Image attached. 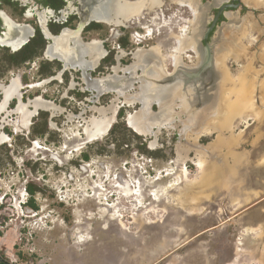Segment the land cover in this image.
Listing matches in <instances>:
<instances>
[{
	"label": "rangeland",
	"instance_id": "obj_1",
	"mask_svg": "<svg viewBox=\"0 0 264 264\" xmlns=\"http://www.w3.org/2000/svg\"><path fill=\"white\" fill-rule=\"evenodd\" d=\"M206 1L198 0L205 17L192 25V11L178 0H162L161 5L145 0L142 23L154 25L156 19L162 21V25L156 24L157 29L155 25L151 26L154 31H145L144 39L138 41L135 37L136 31L141 29L138 22L135 19L125 22L126 27L122 30L124 62L129 65L139 47L149 49L161 45L162 54L167 56L165 62L170 65L169 55L175 52L178 43L176 35H188L191 27L190 36L196 41L192 35L195 25L198 27L213 14V7L208 10ZM241 1L237 19H231L213 38L216 57L218 47L225 44L222 42L225 34L228 39L233 38L228 42L231 52L225 61L232 81L213 80L209 83L212 90H208L211 94L218 91L220 97L224 95L230 99L226 109L231 116L221 113L219 105V111L214 113L220 121L230 117L225 127L216 125L213 133L202 135L196 141L190 126L197 129L213 113L197 95L189 96L192 103L187 106L188 98L182 91L175 98L167 99L166 110L162 111L164 116H173L174 127L163 128L157 138L139 135L127 127L125 118L139 110L138 103L122 106L109 134L85 143L75 151L71 147L86 138V125L79 117L70 122L65 131L70 136L80 133L81 139L79 142L74 140L67 150L63 149L66 142L61 135L50 132L47 127L49 112L41 111L34 117L29 132L23 130L13 134V127L8 126L6 132L12 140L0 146V191L4 194L13 184H16L15 188L20 186L24 180L22 173L27 171L33 180L35 200L30 202L31 208L25 213L36 214V217L27 218L26 227H23L22 215L20 218L15 210L0 208V256L4 260L0 264H264V5L259 4V0ZM110 30L104 24L91 38L105 40V48L109 50L117 40L115 33L110 36ZM189 50L182 54L184 61L194 54ZM239 50L245 52L239 54ZM113 52V56L116 55L117 52ZM11 53L0 48L2 83L9 85L12 78L18 76L24 83L41 80V60L36 59L31 68L26 64L11 67ZM49 68L55 69L54 65H47ZM71 80L67 73L65 84L49 87V90H44V86L30 89L24 85L21 89L23 99L32 100L46 91L45 98L81 115L77 111L84 105L85 95H80L78 89L69 90V97L64 95ZM75 81L81 82L77 77ZM140 85L136 84L134 93L140 90ZM240 88L247 92L243 94ZM252 90H255L251 97L256 101L257 113L248 109V105L244 108L249 104ZM72 92L75 93L72 95ZM242 95L247 100L242 107L244 112L235 113L233 101ZM114 98V93L105 95L91 107L109 106ZM2 100L3 95H0V103ZM122 101L123 98L121 105ZM16 104L17 99L10 103V109ZM171 106L175 110L173 113ZM97 113L95 115L99 117ZM92 115L93 111L87 112L88 117ZM17 116L11 114L9 118L16 119ZM231 124L232 129L229 128ZM36 139L53 152L34 150L37 142L32 141ZM154 139L156 144L152 149ZM137 150L139 152L135 154ZM199 152L205 155L203 172L196 163ZM54 154L68 165L60 168ZM86 154L91 163V171L87 174L76 168L85 163ZM100 163L112 173L118 171L124 179H130L131 187L139 188L144 199L143 195L142 200H138L136 194L119 190L123 185H115L113 174L104 178L102 173L105 171ZM142 163L151 175H142V169L139 170ZM185 168L190 180H199L201 185L182 183V179L176 183ZM174 183L173 190L169 188L170 192L166 193L165 186ZM98 184H105L107 191L100 193ZM92 190L99 192L98 196H92ZM190 208L199 211L192 213ZM81 236L86 240L81 241Z\"/></svg>",
	"mask_w": 264,
	"mask_h": 264
},
{
	"label": "flooded vegetation",
	"instance_id": "obj_2",
	"mask_svg": "<svg viewBox=\"0 0 264 264\" xmlns=\"http://www.w3.org/2000/svg\"><path fill=\"white\" fill-rule=\"evenodd\" d=\"M99 1L100 0H0V48H6L7 50H10L12 52L9 55L12 60L11 67L21 66L23 64L24 65L26 64L28 68H31L34 67L36 63V59L41 60V63H39V75L41 76V80L24 83L22 78L18 76L12 78L9 85L4 84L1 81L0 83H2L6 87H9L13 81L19 79V82L22 83L23 86L25 85L26 88L42 89V87L44 86V90H49V87L65 84V78L67 79V73H69L72 78L70 82L71 86H68V90L64 95L69 97V93H70L69 90H76V89L79 90L78 93L80 95L81 94L85 95L84 96L85 99L82 100L84 105L79 106L78 108L79 110L77 111V113L81 115H77L73 109L68 110L60 105H57L55 101L52 102L50 99L47 98H45L46 101L52 102L53 103L52 105H49L47 103L45 104V102L44 104H42L41 102H37V100L35 99L39 95L32 100L29 99L28 101H25L23 99L24 95L21 92L23 86L19 90L17 89L9 90L8 93L3 91L4 89L0 87V95H3V100L0 103V117L4 113L6 114L2 119H0V134L4 136H8L10 138L9 133L6 132L8 126L13 127V134L23 130L29 132L33 123V118L39 115L41 111L49 112L51 113V116L50 119L48 120L47 127L49 128L50 132L51 131L56 132L57 134L61 135V138L64 139L63 141L66 142L64 143L65 145L63 146L64 150L70 149L69 145L73 144L75 142L74 140H77V142H79L81 136L78 135L76 136L77 133H74L72 136H70L68 132L65 131L68 127V124L70 122H73L76 117H79L83 120V122H85V125L87 126L88 123L91 121V119L94 118V116L97 117L95 115V112H98L100 117V112L95 109L98 106L95 107H91V106L93 102L96 101L97 99H101L103 96L111 93L115 94V98L111 101L110 105L116 103V101L117 103H120L121 98H123L124 102L122 101L123 104L119 107L120 110L122 106L124 107L125 104H128L126 103L125 97L135 98L136 99L135 102H132L131 104L128 105H133L134 103L140 104L139 110L145 113L146 117L151 118V122L153 121L152 113H159L162 112L163 110H166L165 105L167 99L175 98L174 97L175 95L181 94L179 91H182V93H184L183 95L187 96L188 100H186L187 101L186 105L191 106L192 103L191 97L199 93L198 92L199 89L197 88L198 86L200 87V91L206 90L205 93L209 95L207 96L202 93L201 96L199 97L202 100L201 103L204 102L206 107L208 105V109L212 113L213 111H216L215 108L216 105L218 104L217 99H219L218 97L219 93L218 91H216L213 92L214 94H211V92L208 91V90H212L211 87H209V83L210 82L213 83V80L214 81L217 79L220 80V78H222V72L220 71V69L217 68L215 61L213 62L212 67L210 66L209 69L207 67V69H204L200 74H198L199 72L197 70L199 69V64L201 61L200 47H204L206 43H209L211 46H213L215 50V40L213 39L215 33L216 32L219 33L220 30H224V28L227 26V23L231 19L233 18L237 19L239 15L240 4L242 2L241 0L206 1L207 3H213L212 5L214 9L213 14L211 15V17L208 16V18L203 20V23L200 21L201 23L198 24V27L195 25V29L193 30L192 35L195 36L196 41L190 36V32L192 30L191 27L189 28V32H188V36L191 37L190 41L194 42L198 46L200 53L190 50L194 53L193 56L191 58H188L186 61H184L181 57V60L179 59L180 62H178L177 64L173 56L170 55L169 56L171 58L170 65H168L165 62L166 59H163L162 56L159 55L156 56L153 53L152 54L149 53L150 55L153 56V59L152 58L146 60L144 59L143 61L140 62L139 59L135 57V52H137V50L140 47L134 52L132 56L133 61L129 65L126 64L124 62L123 52H122L123 51L122 46L125 45L123 39L124 33L122 30L123 27H126V25L125 24L110 25L107 24L103 19H97L93 17L95 5L99 3ZM204 3L205 2H203V4ZM232 3H234L237 6L235 8L227 6ZM223 6L226 7L221 12L220 8H222ZM212 7L210 8V10L212 9ZM218 15L219 17L215 22V17ZM203 18L204 16L202 15V11L200 9V16L199 18L196 19L195 24L198 22V20H202ZM136 22H138L141 28L140 30H137L135 33V37L138 39V41H142L141 39H144L145 37L144 33L145 31L148 32L149 27L150 30L152 29V31H154V28L151 26L155 25V29H157V25H158V21L156 20H154V25L152 24L144 25L141 20L138 21L136 20ZM104 24L110 27L111 29L110 36H113L115 33L117 37V40L114 41L113 46H111L109 50L105 48L104 45L105 40H100L99 38L97 39L95 37L91 38V35H93ZM228 31L230 33L232 32L233 34L235 32L232 30H228ZM206 33H208L207 39H205L204 37ZM226 37L227 34H225L224 39L222 40V42L225 43L224 46L221 45L222 47L219 46L217 49V51L219 52L218 55L230 50V48H227L229 47L228 42L232 41L233 38L231 40L228 39V37L227 38ZM94 39H97L102 44L101 50L97 48L95 54L92 52V50L88 52L89 49H87L93 45L92 42ZM81 48H84V50H87V52L84 53V55L82 54L80 61ZM71 51H73V57L70 59V62H67L66 59L68 58V55L71 54ZM113 51L117 52L116 55L114 56L112 54ZM31 52H34V55L31 54ZM29 53L31 55H29ZM51 54H54V56H51ZM96 55H99V57H96ZM25 56H27V58H25ZM159 57L161 58V60ZM215 58L217 59L216 56H214V60ZM47 65H49V67L51 65H54L55 69L53 68L47 69ZM147 68L151 70L147 71L148 70ZM107 76H114L115 81L111 82V84L105 83L102 86H98L99 83L98 79ZM76 77L79 80H81V82L76 83L75 81ZM139 83L141 84L138 87V89L140 90L134 93V88L135 87L137 88L136 84ZM32 84L35 86L32 87ZM77 86L79 87L77 88ZM45 93L46 91H43V94L41 95L44 96ZM74 93L75 92H72V95ZM165 94H169V97L167 99L163 97ZM215 94H217V96H215ZM190 95L191 97H189ZM16 99H17L16 107L10 109V103ZM86 103H88L87 106L85 105ZM21 104H27L26 106L29 108L38 109V113L32 117L31 123L28 125V127H26L25 124L23 125L22 122L24 113L19 112L17 109L18 106ZM154 106L157 107L156 110L152 108ZM119 110H118V114H119ZM139 110L131 112L127 115V117L125 118L126 125L127 127L131 128L135 133L145 136L148 134L141 133L138 130H136L135 127H133L129 121L130 114H134ZM173 110L174 108L172 107L171 109L172 113ZM88 111H93L92 117L87 116ZM176 113H178V111H176ZM11 114H17L18 116L16 117V119H12L9 118ZM118 114L116 120L119 116ZM177 115L178 114L174 116ZM205 120L206 119L203 120L202 124H200V126L197 127V129L194 128V126H190V128L193 127L194 131L201 129L204 123H206L207 121ZM155 122L156 123L161 122L162 124L165 125L160 126L159 128L160 124H156V125L153 124L151 130H153L154 132L158 129L162 130L163 128L174 127V124H172L173 116L170 117L167 116V114L163 116V119L161 121H155ZM113 125L114 123L109 128L107 133L102 137L110 133ZM213 125L215 126V124ZM84 133L86 134V138H84L83 141L79 142L80 145L82 146L85 143H89L91 141L102 138L100 137L94 140H89L87 132L84 131ZM153 133H150L149 135L155 136V134ZM204 135H208V134H204ZM11 140L12 138H10V140L6 141L5 143L10 142ZM35 142H39V141L37 139L32 141V143ZM5 143L0 144V146H2ZM79 143H75L71 147V149L74 151L79 150L76 149V145H79ZM82 146H80L79 148H81ZM35 147H37V143ZM125 147L128 148V144H125ZM154 147L155 146H152V149H155ZM39 149H44L45 152H53L52 149L49 148V146L47 147L42 146V148L39 147ZM34 150H38V149H34ZM138 152L139 151L137 150L134 153L138 154ZM54 156L56 157L57 154H54ZM86 156L88 157L86 158ZM57 157L56 160L60 165V168H62L64 164L68 165V163H64V161H62L61 159H57ZM84 159H85V163L77 165L76 168L81 170L83 173L87 174L91 171L90 169L91 163L89 162L90 161L89 155L86 154ZM100 165L102 168H104L105 172L102 173V176L106 179L112 176V174L114 176L123 175L121 172L119 173L118 171L112 173L111 170L108 169V167L102 163H100ZM12 173H14V171H12ZM22 175L24 176V180L21 182L20 186L15 188L16 184H13L11 186V189L5 192L4 194L3 191H0V208L4 206L9 209L10 208L12 209V207H14L15 205L18 206L19 204H21L23 210H25L26 212L30 210L31 208L30 202L35 200V194H32L34 192L33 190H31L33 189L31 183L33 180L31 179L27 171L23 172ZM71 175L72 173L70 172V176ZM125 175L127 174L125 173ZM117 182L123 186L132 188L130 185V179H127V182L126 180L123 179H120ZM139 184L141 185V183ZM96 187L102 191L105 192L107 191L105 184L104 185L98 184V186ZM138 190L140 189L138 188ZM92 192H93L92 196L95 195L98 196V194L96 193L97 191L92 190ZM142 195L144 199L145 195L143 193ZM105 199L107 200L106 197ZM108 203L106 202L105 204H107L108 207H111ZM0 261L1 262L4 261L3 258H1V256H0Z\"/></svg>",
	"mask_w": 264,
	"mask_h": 264
},
{
	"label": "bare ground",
	"instance_id": "obj_3",
	"mask_svg": "<svg viewBox=\"0 0 264 264\" xmlns=\"http://www.w3.org/2000/svg\"><path fill=\"white\" fill-rule=\"evenodd\" d=\"M153 2L158 3L160 5L162 4V0H151L150 3H153ZM178 3L182 4L183 6L189 7L190 10L194 13V19H192V21H190L191 24L194 25L196 19L199 18V16H200V7H199L198 2L196 0H178ZM252 3L253 4L255 3V5H257L256 1H253ZM145 4H146L145 0H100L99 3H97L95 5V8H94L95 10L93 12V17H95L97 19H103V20H105V22L107 24H110V25H121V24H124L127 21H132L133 22V19H135V21L136 20L138 21V20H141V18L143 17L144 9H145L144 5ZM259 4L264 5V0H259ZM259 7H260V5H259ZM164 22H166V21H164ZM191 24H190V26H191ZM248 24L251 25V22L249 21ZM160 25H162V24H161L160 21H158V26H160ZM148 31H152V29L150 30V27H149ZM186 35H187V33L184 34V35H178V34L176 35V39H177L178 43H177V45H175V52H173L172 55H171L176 60V64L178 62H180L183 52L188 50V49L200 53L198 46L194 42L190 41L191 37H189L188 35L186 36ZM248 36H251V34L249 33ZM92 44L91 45L94 46V47L90 46L89 48H87V49H89L88 52L92 50V52L95 54L97 48L99 50H101L102 44L100 43V41H98L97 39H94ZM161 47H162L161 45H156V46H153V47H151L149 49H145V48L140 47L137 50V52H135V57H137L139 59V61L141 62L144 59L145 60L149 59V58L153 59V56L150 55V54L153 53L156 56L159 55V56H162L163 59H166L167 56L162 54ZM237 48H234V50H237ZM86 52H87V50H84V48L80 49V61H81L82 54L84 55V53H86ZM229 52H231V51H226L224 53L219 54L217 56V59H216V66H217L218 69H220L221 72H223L222 73V78L224 79V81H232L231 75L228 72V69L226 67L227 65H226V62H225L226 58H229V56H228V55H230V54H228ZM244 52H245V50H241V51L239 50L238 51L239 54L240 53H244ZM51 56H54V54H51ZM72 57H73V51H71V54L68 55V58L66 59L67 62H70V59ZM96 57H99V55H96ZM114 81H115L114 76H107V77H104V78H100V79H98V82H99L98 86H102L105 83H110L111 84V82H114ZM22 86H23V84L19 82V79H17L16 81H13L12 84L9 87H6L2 83H0V87H2L4 89L3 91H5L6 93H8L9 90H14V89L19 90L20 88H22ZM34 86L35 85L32 84V87H34ZM23 87H25V86H23ZM240 92H243V94H245L247 92V90L244 91L243 89L240 88ZM254 92H255V90H252V93L248 97L249 98L248 99L249 104L247 103L244 108H247L246 106L248 105V109L251 108V109L255 110V112L257 113L259 111L257 110L256 101H255V99L252 98L254 96ZM215 96H217V94H215ZM163 97L167 99L169 97V94H165ZM125 98H126V103H128V104H131L132 102H135V100H136L135 98H132V97H125ZM35 100H37V102H41L42 104H44V102H45V104L47 103L49 105L53 104L52 103L53 101L52 102L46 101L45 97L42 96V95H39ZM217 100H218V104L216 105V108H215L216 112H218L219 109H220L221 113L226 114L227 116H231L230 115L231 112L229 111V114H228V110L226 109L230 105L229 104V100L230 99H227L226 97H224V95H221V97L219 96V99H217ZM217 100H216V102H217ZM245 101H247V100H245V95L238 96L237 100L233 101V102L236 103V109L234 110V112L237 111L240 114L242 112H244V108L242 109V107H243ZM263 101H264V99H263ZM226 103H228L227 104L228 106H226ZM26 105L27 104H21V105L18 106L17 109H18L19 112L24 113L22 122H23V125L25 124L26 127H28V125L31 123L32 117L35 114L38 113V109L37 108H33L32 109V108L27 107ZM218 105H219V109H218ZM120 106H121V104L117 103V101H116V103L110 105L109 107H100V108L96 107L95 108L97 111L100 112V117H98V116L95 117L94 116V118H92L91 121H90L91 123L89 122L88 125L86 126V130L85 131L88 134V139L89 140L100 138V137H102V135H105L107 133L109 128L112 126V124L116 120V117H117L118 110H119ZM214 113H215V111H213V114H211L208 117V119H206L207 121L205 120L206 123H204V125H203V127L201 129L196 130V131L191 130L192 131L191 133H194L193 137L195 138L196 141H198V139L202 135L214 132L215 128H214L213 124H215V127H216V125H218V126L221 125L222 127H225L227 125L228 120L230 121V119H229L230 117L226 118V119H228V120L225 119L226 121L217 120L218 117L215 116L216 114L214 115ZM152 114H153V121L152 122H151V118L146 117V114L143 113L140 110L135 112L134 114H130L129 121L132 124V126L135 127L136 130H138L141 133H145V134L149 135L150 133L154 132L153 130H151L152 127H153V124H155V125L156 124H160L159 128H160V126L165 125V124H162L161 122L160 123L159 122L156 123L155 122V121H157L156 120V113H152ZM146 118H148V119H146ZM232 118H233V116H232ZM229 128L232 129L233 128V124L229 125ZM160 130L161 129H158V130H156L153 133V134H155L156 138H157ZM79 134L80 133H77L76 136L79 135ZM9 140H10V138L8 136H4V135L0 134V144L5 143L6 141H9ZM37 144L39 145L41 143L37 142ZM155 144H156V139H154L152 141V146H155ZM80 146H81L80 143H79V145H76V149H78ZM37 148L38 147H35V149H37ZM196 163L199 166L201 172L205 171L206 160H205V155L203 154V152H199V158L196 161ZM180 179H182L181 180L182 183L183 182H191V183H196L195 185H197V186H199V184L201 182V181L198 182L199 180L195 181L196 179L195 180H193V179L190 180L187 168H185L183 170V173L179 175L178 182H176L177 184H179V180ZM176 183L170 184V187L168 185L165 186V192L169 193L170 192L169 188L172 189L174 187V185H176ZM123 187H120L119 190L120 189L123 190ZM98 190H100V189H98ZM124 190L128 194H136L138 200H142V195H140L141 193L139 192L138 188L134 189V188L126 187V188H124ZM101 192L105 193V191H102V190L100 191V193ZM96 193L98 194L99 192H96ZM190 209H191L192 213L195 212L196 210L199 211V209H196V210L194 208H190ZM120 222H121V224L123 226L126 227V224L123 221H120ZM83 237L84 236H81V241H85L86 240L85 237L84 238Z\"/></svg>",
	"mask_w": 264,
	"mask_h": 264
},
{
	"label": "water",
	"instance_id": "obj_4",
	"mask_svg": "<svg viewBox=\"0 0 264 264\" xmlns=\"http://www.w3.org/2000/svg\"><path fill=\"white\" fill-rule=\"evenodd\" d=\"M212 5H213V3H207L205 6L208 8V10H210ZM227 6L235 8L237 5L232 3V4H229ZM225 7L223 6L222 8H220V11L222 12ZM200 9H201V7H200ZM201 11H202V9H201ZM202 12H204V11H202ZM221 12H219V13H221ZM218 17H219V15L215 17V22H216ZM204 37H205V39H207L208 33H206ZM200 51H201V54H200L201 55V61H200V64H199V69L197 70L199 72L198 74H200L204 69H207V67H208V69H209L210 66L212 67L213 62H214V56H215V50H214L213 46H211L209 43H206V45L204 47H200ZM195 87H196V85H195ZM197 88L199 89L198 90L199 93L197 94L198 97H200V95L202 93L207 95L205 93L206 90L200 91V87L199 86ZM211 89H212V87H211ZM184 91H186V90H184ZM207 96H209V95H207ZM201 102H202V100H201ZM163 116H164L163 112L162 113L161 112L156 113V120L157 121H161L163 119Z\"/></svg>",
	"mask_w": 264,
	"mask_h": 264
},
{
	"label": "built area",
	"instance_id": "obj_5",
	"mask_svg": "<svg viewBox=\"0 0 264 264\" xmlns=\"http://www.w3.org/2000/svg\"><path fill=\"white\" fill-rule=\"evenodd\" d=\"M190 51V50H189ZM189 55H192V54H189ZM145 165L146 164H144V163H142L141 164V166H140V168H139V170H141L142 169V175H151V171H149V169H147L146 167H145ZM123 177L122 176H118V175H115L114 176V182H115V185H116V183H117V181H119L120 179H122ZM139 179L141 178V175H140V177H138ZM139 179H137V183L139 184ZM123 180H126V182H127V179L125 178H123ZM139 186V185H138ZM123 194H125V193H123ZM11 209V208H10ZM12 210H15V212L17 213V215L21 218V215H22V217L23 218H21V225L24 227L25 226V224L27 223V218H30V217H36V214H33L32 215V213L30 214H26L25 212V210H23L22 209V206H21V204H19L18 206H14V207H12ZM26 227V226H25Z\"/></svg>",
	"mask_w": 264,
	"mask_h": 264
},
{
	"label": "crops",
	"instance_id": "obj_6",
	"mask_svg": "<svg viewBox=\"0 0 264 264\" xmlns=\"http://www.w3.org/2000/svg\"><path fill=\"white\" fill-rule=\"evenodd\" d=\"M85 130H86V128H85ZM78 136H80V134H79ZM102 136H103V135H102ZM92 140H94V139H92ZM81 146H82V145H81ZM37 147H38L37 149H39V147L42 148V145H41V144H39V145L37 144ZM78 149H80V148H78Z\"/></svg>",
	"mask_w": 264,
	"mask_h": 264
},
{
	"label": "trees",
	"instance_id": "obj_7",
	"mask_svg": "<svg viewBox=\"0 0 264 264\" xmlns=\"http://www.w3.org/2000/svg\"><path fill=\"white\" fill-rule=\"evenodd\" d=\"M31 54H33L34 55V52H31ZM30 53H29V55H31ZM25 58H27V56H25ZM88 156H86V158H87ZM31 190H33V189H31Z\"/></svg>",
	"mask_w": 264,
	"mask_h": 264
}]
</instances>
